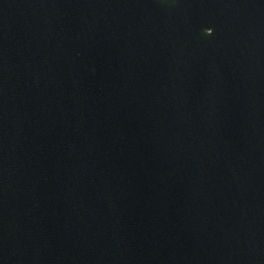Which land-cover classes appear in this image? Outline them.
Instances as JSON below:
<instances>
[{
    "label": "water",
    "instance_id": "water-1",
    "mask_svg": "<svg viewBox=\"0 0 264 264\" xmlns=\"http://www.w3.org/2000/svg\"><path fill=\"white\" fill-rule=\"evenodd\" d=\"M0 264H264V0H0Z\"/></svg>",
    "mask_w": 264,
    "mask_h": 264
}]
</instances>
